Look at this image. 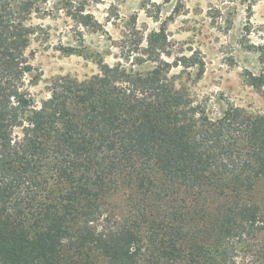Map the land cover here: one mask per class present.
Segmentation results:
<instances>
[{
	"label": "trees",
	"instance_id": "1",
	"mask_svg": "<svg viewBox=\"0 0 264 264\" xmlns=\"http://www.w3.org/2000/svg\"><path fill=\"white\" fill-rule=\"evenodd\" d=\"M55 5L0 0V264H264V113L120 62L38 102Z\"/></svg>",
	"mask_w": 264,
	"mask_h": 264
},
{
	"label": "rangeland",
	"instance_id": "2",
	"mask_svg": "<svg viewBox=\"0 0 264 264\" xmlns=\"http://www.w3.org/2000/svg\"><path fill=\"white\" fill-rule=\"evenodd\" d=\"M44 27L27 55L42 72L40 102L62 77L78 80L122 63L147 72L161 65L195 102L264 113V0H49ZM82 14V15H81Z\"/></svg>",
	"mask_w": 264,
	"mask_h": 264
}]
</instances>
